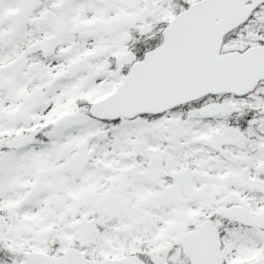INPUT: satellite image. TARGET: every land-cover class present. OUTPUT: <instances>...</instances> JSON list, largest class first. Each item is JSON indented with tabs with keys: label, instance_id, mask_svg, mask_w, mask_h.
I'll return each instance as SVG.
<instances>
[{
	"label": "snow or ice",
	"instance_id": "1",
	"mask_svg": "<svg viewBox=\"0 0 264 264\" xmlns=\"http://www.w3.org/2000/svg\"><path fill=\"white\" fill-rule=\"evenodd\" d=\"M0 264H264V0H0Z\"/></svg>",
	"mask_w": 264,
	"mask_h": 264
}]
</instances>
